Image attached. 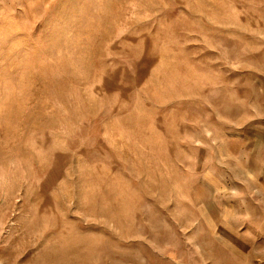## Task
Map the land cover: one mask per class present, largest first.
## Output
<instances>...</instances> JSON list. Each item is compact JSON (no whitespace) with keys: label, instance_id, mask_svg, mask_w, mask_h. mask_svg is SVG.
Segmentation results:
<instances>
[{"label":"rangeland","instance_id":"obj_1","mask_svg":"<svg viewBox=\"0 0 264 264\" xmlns=\"http://www.w3.org/2000/svg\"><path fill=\"white\" fill-rule=\"evenodd\" d=\"M0 264H264V0H0Z\"/></svg>","mask_w":264,"mask_h":264}]
</instances>
